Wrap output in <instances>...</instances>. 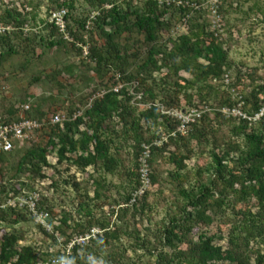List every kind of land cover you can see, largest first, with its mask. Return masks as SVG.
Instances as JSON below:
<instances>
[{
	"label": "trees",
	"instance_id": "1",
	"mask_svg": "<svg viewBox=\"0 0 264 264\" xmlns=\"http://www.w3.org/2000/svg\"><path fill=\"white\" fill-rule=\"evenodd\" d=\"M48 1L54 6L49 15L51 11L61 8L68 10L66 21L69 38L54 22L41 19L50 33L48 38L40 36V43L37 44H46L49 48L72 47L78 53H84V48L89 43L80 31L95 27L97 33L105 39V44L89 45L85 58L94 62L95 67H87L95 70L101 77L113 70L112 80L102 85L98 93L105 92L103 96H96L91 106L81 115L75 117L78 111L71 110L65 121L46 125L41 130L48 129L46 143L33 142L24 150L15 166V183L11 187L2 186L0 203H5L12 195L39 192L40 207L51 213L52 222L58 218L59 223L55 225L54 233L37 224L47 240L55 243H59L63 236L68 241L75 230L79 234H86L94 224L100 225L102 235L99 233L97 239L91 237L87 246L76 243L71 249L70 264H87L79 254L83 247L85 254L90 255L97 252L95 246L106 250L111 242L119 241L122 236L135 239V249L145 248L150 242L141 236L139 229L124 230L117 224L112 228L109 222L96 219L87 198H101L108 186L107 175H118L127 178L132 188L125 197V202L120 205L117 221L123 220L131 210L135 217L145 214L153 208L150 199L160 183L159 169L169 164L172 166L169 171L170 181L174 184L171 197L179 209L169 222L162 225L159 234H156L155 239L162 248L160 251L158 248L149 251L156 258V264H264V116L251 123L247 119L226 117L221 112L209 111L191 123L187 132L182 134L179 131L180 121L163 114L157 105L161 104L167 109H188L203 103L218 109L240 106L243 111L251 114L264 105V78L260 83L248 84L250 90L246 92L245 87L241 88L242 82L248 77L253 78V74L244 73L239 67V80L225 85L224 75L229 73L232 79L230 70L234 67V62L224 46L221 30L209 31L208 23L195 17L203 9L174 3L161 4L158 0H128L121 3L119 0H87L98 12L93 17L92 14L85 18H75L73 11L76 0ZM184 1L198 3L195 0ZM258 8L264 18V9ZM172 9L180 14V23L183 26L185 24L186 30L177 38L164 40L161 34L164 29L172 26L171 17H167ZM224 10L223 3H219L218 13L221 16ZM32 14V19L36 21L37 15L35 12ZM29 15L30 12L23 13L17 7L5 8L0 13V25L4 30L0 31V74L7 60L20 52L22 42L27 43V48H30L25 51H36V47L32 46L36 42V36H24V30L30 22ZM72 18L79 29L73 30L70 25ZM124 33L145 36L146 55L137 66L136 73L126 71L130 65L129 55L123 52L121 44L117 42V38ZM25 62L28 63V59ZM65 69L69 70V67L56 71L55 74H60ZM183 71L190 74L191 78L184 77L181 74ZM155 74H160V77L156 78ZM56 75L53 77L56 78ZM241 75L244 76L243 79ZM118 83H123L124 86L116 92L114 87ZM140 93L142 99L138 100L137 95ZM146 103H152V106L146 107ZM22 104L30 106L27 114L31 118L44 119L51 115L42 110L40 104ZM7 111L15 119L20 108L11 107ZM225 123L232 124V137L219 141L217 135L219 131L222 132L221 125ZM164 137H168L167 141L157 144ZM144 145L150 147L148 161L151 167V187L143 196L131 202L134 192L141 186L140 157ZM125 146L132 150L130 165L121 153ZM14 150L2 153L0 168L8 163ZM53 154L56 155V163L49 159ZM207 155L209 159L198 165L193 173L187 162L194 157L206 158ZM61 164L67 165L66 171L75 166L84 173L92 167L95 173H99L98 177L91 174L95 184L94 197H90L87 192L79 201L78 208L86 210L85 220L77 221L68 210L61 214L47 203L49 194L45 195L42 188L32 186L33 181L41 183L50 179L49 185L55 190L59 181L54 176ZM47 169L52 173H47ZM23 176L27 179L23 180ZM28 181H32V185ZM65 183L68 184L69 181ZM74 186L79 189L81 184L75 182ZM26 187L31 190L25 192ZM249 199L255 200L252 207L255 206L257 210L253 211L251 207L242 211L240 219H235L228 231V247L217 242L218 232L201 231L198 239L192 235L196 226L208 229L225 206ZM29 218L35 220L25 209L0 208V264H44L59 254L43 251L32 245H22L24 233L8 230ZM182 245H186V248H182ZM167 247L171 252L164 250ZM127 250L128 248L121 251L119 246L117 252L108 254L110 261L120 264Z\"/></svg>",
	"mask_w": 264,
	"mask_h": 264
},
{
	"label": "rangeland",
	"instance_id": "2",
	"mask_svg": "<svg viewBox=\"0 0 264 264\" xmlns=\"http://www.w3.org/2000/svg\"><path fill=\"white\" fill-rule=\"evenodd\" d=\"M128 0H119L124 2ZM203 2V12L198 13L195 17H199L201 21L208 23L209 31L220 29V35L224 46L229 50L230 59L234 62V67L230 70L232 82L238 81L237 69L241 67L244 73L253 74V78H246L242 83V87L245 91H249L250 87L248 84L260 83L264 78V18L262 12L258 7L264 9V0H218L219 3H223L224 11L223 16L219 13L221 27L214 26L213 19L215 14L212 12L213 0H195ZM32 3V4H30ZM196 3V2H194ZM76 7L73 11L75 18H85L88 15L97 13L98 10L93 8L87 0H76ZM140 5V4H139ZM17 7L19 11L23 13H29V25L24 30V36L31 38L36 36V42L32 43V46L36 47L35 52L25 51L30 49L27 48V43L22 42L19 48L20 52L11 56L5 66L3 67L0 74V113L4 115H11L7 110L11 107L17 109L22 103H30L32 106L40 104L42 110L48 111V114L54 112H61L62 115L69 117L71 110L84 111L86 107L91 103L99 89L106 81H111L110 78L113 75V70L107 72L102 77L99 76L95 70L88 69L95 67V63L85 58L88 53V47L91 44L98 46L105 44V39L97 33V30L89 28L88 31H80L84 35L89 45L85 46L84 53H78L72 47L64 48L55 46L49 48L46 44L40 43V36L45 38L49 37V29L45 28L41 19H45L50 22V9L54 7L48 0H0V13L5 8ZM37 15L36 21L32 19V13ZM202 16V18H201ZM167 17H171L172 26L162 31V38L164 40L168 38H177V36L186 30V27L180 23V14L173 9L169 11ZM70 25L73 30L79 29L77 23L72 18ZM109 29V28H108ZM0 31H4L0 25ZM35 41V40H34ZM117 42L121 44L123 52L129 55L130 65L127 66V72L136 73L137 66L143 61L146 55L147 43L145 42V36L143 34L134 33L130 35L124 33L122 36L117 38ZM41 56H40V55ZM28 59V63L25 60ZM69 70L63 71L60 74H55L63 68ZM184 77L191 78V75L182 72ZM56 75V78L53 76ZM87 77V78H86ZM155 77H160V74H155ZM242 79L244 78L241 75ZM216 84L215 82H213ZM225 83V82H224ZM101 91V90H100ZM209 107H212L209 105ZM79 108V110H78ZM211 110L210 113L219 112L217 107ZM208 113V112H207ZM232 124H222V132L219 131L217 137L219 141H222L232 137L230 128ZM46 128L43 131L35 132L32 138L24 143H19L16 146L14 152L10 155L8 163L4 164L0 168V190L3 185L11 187L15 183L13 175H16L15 166L23 154L24 150L30 147L33 142H39L45 144L47 141ZM212 147L209 146V149ZM131 149L129 146H125L121 151L123 158L131 164L132 159ZM201 157H194L188 161L190 170L194 173V169L198 165H202L203 162L209 159L208 155ZM51 161L54 159L51 157ZM132 161V160H131ZM66 164H61L57 167V172L54 176L56 181H59L58 187L55 190L51 188L50 179H47L45 184L33 181H28L33 188H42L45 195H48L47 200L50 206L55 207L61 214L62 211H70L71 216L76 218L77 221L87 219L84 215L86 210L79 209V201L85 193H89L90 197H94L95 184L91 174L94 177H98L99 173H95L92 167L89 168L88 172H82L75 166L71 170L66 171ZM172 166L165 164L162 169H159V186L156 192L151 197L153 208L151 211L145 214L133 216L132 210L123 220H118V212L121 211L120 205L125 202V197L131 192V186L127 178L120 176L107 175L108 186L103 191V196L96 200L89 199L90 209L93 210L94 216L100 221L109 222L112 228L120 225L124 230H133L134 228L139 229L141 236L149 239V243L145 248H134L135 239L129 236H122L117 242H111L108 248H102L95 246L98 250L95 253L86 255L84 247L79 250L81 257L87 264H113L108 256L109 253L117 252V248L120 246L121 251L128 248L126 255L121 260L120 264H156V258L149 254V251H153L158 248L159 251L162 245L155 239L156 234H159L162 225L165 222H169L171 216L175 214L179 208L177 204L173 203L174 200L171 197L174 193V184L170 181L169 171ZM47 173H52L49 169ZM90 174V175H89ZM124 174V173H122ZM23 180L27 177L23 176ZM69 181L68 184L65 182ZM80 183L79 189L75 188L74 183ZM194 183L195 180L193 179ZM191 182V183H192ZM189 185V184H188ZM173 189V190H172ZM31 188H25V192L30 191ZM162 190V193H159ZM232 199V197H230ZM254 199L239 200L231 204V206H225L219 214L215 216L214 223L207 228L195 227L193 230V236L198 239V235L201 231H208L209 233L218 232L217 242L223 245L225 248L228 247V231L231 225L235 222V219H240L242 211H246L252 207ZM253 211L257 208L252 207ZM73 219L71 223L73 225ZM9 231L18 230L22 231L25 236V240L21 243L22 245H32L36 248H40L43 251L49 250L52 253H59L57 256L52 257L58 259H65L71 261L72 251L68 253V249L75 241L81 240V237H87L88 233L100 231V235L103 234L101 226L94 224L90 231L86 234H79V231L75 230L71 239L66 240V236L60 237L59 243H55L53 240H47L45 235L39 229L38 224L32 218L25 221L14 228L8 229ZM98 235V234H96ZM97 239L98 237H93ZM90 240L82 241L81 245L87 246ZM257 247V246H256ZM182 248H186V245H182ZM170 251V248L164 249ZM95 251V250H93ZM171 252V251H170ZM71 255V256H70ZM68 256V257H67Z\"/></svg>",
	"mask_w": 264,
	"mask_h": 264
},
{
	"label": "built area",
	"instance_id": "3",
	"mask_svg": "<svg viewBox=\"0 0 264 264\" xmlns=\"http://www.w3.org/2000/svg\"><path fill=\"white\" fill-rule=\"evenodd\" d=\"M161 4H177V5H190L191 7H194L195 9H202V4L197 3H191L189 1L184 0H158ZM212 5V12L215 14V19H213L214 26L218 25L217 27H221L219 13H218V0H213ZM68 14V10L66 8H61L59 10L51 11L50 14V22H54L60 29L61 32L66 34V38H69V35L67 34V21L66 16ZM96 13L92 15L95 16ZM186 21V20H185ZM88 24H91V21L88 22ZM185 26V24H184ZM87 54V53H86ZM216 81V80H215ZM224 82L225 85H229L231 83L229 73L224 75ZM124 86L123 83H118L114 90L118 92L120 89H122ZM105 92H100L96 96H103ZM95 96V97H96ZM137 99H142V94L137 95ZM93 102V101H92ZM91 103H89V106H91ZM160 108L163 114L170 115L172 117L177 118L180 121V128L179 131L182 134H185L187 132V129L189 125L199 118H201L205 113L213 110L212 107H209L207 103H203L199 106H193L188 109H167L161 104H157ZM146 107H151L152 103H146ZM86 107V108H87ZM20 111L18 113L17 118H11L9 115H2L0 113V157L3 152H10L15 149L17 143H24L32 138L33 133L41 131L46 125L49 124H57L62 123L67 118L66 116L62 115L59 112L52 113L48 117L44 119H35L28 116L27 111L29 110L30 106L28 104H21L19 105ZM219 112L224 114L226 117H234L237 119H247L251 123L257 122L264 116V105L254 113H247L241 109L240 106H234V107H223L218 109ZM83 112L78 111L74 116L81 115ZM175 135V133H173ZM168 137H164L163 139L159 140L157 144H162L164 141H167ZM53 158L54 161H51L52 163H56L57 158L56 155L53 154L49 157ZM150 157V147L148 145H144L143 147V153L140 157L141 162V186L139 189L134 192L132 201L135 202L137 198H140L143 196L146 191L151 187V167L149 165V159ZM41 184H45V182H41ZM41 200V195L37 191L28 192L22 195L17 196H10L5 203H0V208H7V207H16V208H22L27 210L31 215H33L36 223L42 225L48 232L54 233L55 232V225H58L59 220L58 218H55V220L52 222L51 219L53 218L51 213L46 210L42 209L39 205V201ZM98 232L88 233L86 236L81 237L82 241L90 240L91 237H96V234H99ZM57 235V233H56ZM81 240L75 241L73 244L71 243V246L68 249V253L71 252L72 247L77 243L81 244ZM68 257V256H67ZM71 261L65 260V259H58L53 258L45 262L44 264H70Z\"/></svg>",
	"mask_w": 264,
	"mask_h": 264
}]
</instances>
